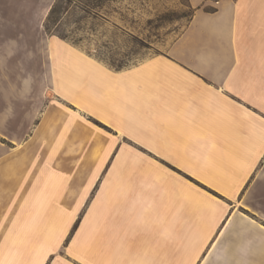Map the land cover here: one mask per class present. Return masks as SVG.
I'll list each match as a JSON object with an SVG mask.
<instances>
[{
	"label": "crops",
	"instance_id": "obj_1",
	"mask_svg": "<svg viewBox=\"0 0 264 264\" xmlns=\"http://www.w3.org/2000/svg\"><path fill=\"white\" fill-rule=\"evenodd\" d=\"M54 2L0 0V264H264V0H187L120 69Z\"/></svg>",
	"mask_w": 264,
	"mask_h": 264
},
{
	"label": "rangeland",
	"instance_id": "obj_2",
	"mask_svg": "<svg viewBox=\"0 0 264 264\" xmlns=\"http://www.w3.org/2000/svg\"><path fill=\"white\" fill-rule=\"evenodd\" d=\"M80 6L78 0H57L49 23L51 31L66 34L114 69L163 53L193 13L187 0H106L88 12ZM80 210L69 231L57 234L60 247L68 243L77 228Z\"/></svg>",
	"mask_w": 264,
	"mask_h": 264
},
{
	"label": "trees",
	"instance_id": "obj_3",
	"mask_svg": "<svg viewBox=\"0 0 264 264\" xmlns=\"http://www.w3.org/2000/svg\"><path fill=\"white\" fill-rule=\"evenodd\" d=\"M71 1L72 0H68L69 3H71ZM78 1L82 4V6H80L79 8L81 10H83L84 12H88L89 9H92V8L94 9V8L100 7L101 5L104 4V2L106 0H85V1L84 0H78ZM56 2H57V0H55L53 5L51 6V8L49 10V13L46 16V19H45V22H44V26H45V28H46V30L48 32H52L49 23H50V20H51V14L55 11ZM52 33L58 35L59 37H61L63 39L70 40L66 34L57 33V32H52Z\"/></svg>",
	"mask_w": 264,
	"mask_h": 264
},
{
	"label": "snow or ice",
	"instance_id": "obj_4",
	"mask_svg": "<svg viewBox=\"0 0 264 264\" xmlns=\"http://www.w3.org/2000/svg\"><path fill=\"white\" fill-rule=\"evenodd\" d=\"M264 114V113H262ZM59 255L63 257L62 261H58L57 264H77V258L73 256L72 252L69 251L67 253L62 250L59 252ZM56 259V255L50 256L48 260V264H52V261Z\"/></svg>",
	"mask_w": 264,
	"mask_h": 264
}]
</instances>
